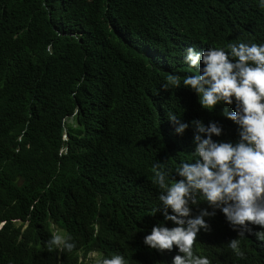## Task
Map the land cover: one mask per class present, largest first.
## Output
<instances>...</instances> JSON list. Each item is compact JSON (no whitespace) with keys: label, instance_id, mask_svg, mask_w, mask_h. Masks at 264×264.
<instances>
[{"label":"trees","instance_id":"trees-1","mask_svg":"<svg viewBox=\"0 0 264 264\" xmlns=\"http://www.w3.org/2000/svg\"><path fill=\"white\" fill-rule=\"evenodd\" d=\"M240 42L264 43V0H0V239L7 237L0 264H90L76 250L96 221L106 254L119 252L129 264L162 259L142 244L149 226L170 224L157 211L163 190L153 165L170 184L182 162L199 159L194 119L222 128L213 142L239 134L221 115L235 112V100L209 111L184 87L183 78L198 73L186 49L227 51ZM170 74L181 86L165 91ZM169 114L189 123L182 135ZM190 207L193 218L213 211L202 197ZM26 216L41 230L39 248L37 234L17 237L11 219ZM47 218L63 225L71 252L48 250ZM204 219L210 231L199 233L196 251L220 248L234 264H264V249L249 259L250 239L219 209ZM232 239L243 257L229 248Z\"/></svg>","mask_w":264,"mask_h":264},{"label":"clouds","instance_id":"clouds-1","mask_svg":"<svg viewBox=\"0 0 264 264\" xmlns=\"http://www.w3.org/2000/svg\"><path fill=\"white\" fill-rule=\"evenodd\" d=\"M185 62L193 69L198 68V73L185 76L183 85L199 96L204 109L211 111L221 101L233 105L235 100V112L224 108L221 115L239 126V134L236 138L223 137L213 142V135L219 137L222 133L216 121H209L207 126L201 119L191 121L199 159L195 163L182 162L176 169L179 179L172 178L170 184L166 182L169 177L163 166L153 165V183L163 190L159 195L163 207L157 211L162 209L163 219L170 224L160 220L149 226L143 233L142 244L162 256L153 264H234L231 255L220 248H212L206 254L194 248L199 233L210 231L204 217L214 216L219 209L239 237L246 235L250 239L249 259L264 249V43H230L227 51L210 47L197 52L194 47H188ZM167 80L163 90L167 91L169 85L180 88L179 75L170 74ZM168 120L176 134L182 135L190 126L174 114H169ZM61 151L63 154L67 149ZM201 197L213 211H200L193 218L190 205L198 206ZM11 221L19 228L18 238L26 230L37 234L35 245L39 248L42 234L38 225L27 216L14 217ZM5 222L0 219V230ZM46 222L52 233L47 241L48 250L71 252L76 245L68 242L70 236L65 238L63 225L50 218ZM97 232L96 221L91 238L81 243L77 254L86 255L90 264H129L123 254H106L104 247L99 248ZM6 241L7 237L0 239V251ZM239 245V239L228 244L237 256L243 257Z\"/></svg>","mask_w":264,"mask_h":264},{"label":"rangeland","instance_id":"rangeland-1","mask_svg":"<svg viewBox=\"0 0 264 264\" xmlns=\"http://www.w3.org/2000/svg\"><path fill=\"white\" fill-rule=\"evenodd\" d=\"M65 121L66 122H72V119L70 117H68V118H65Z\"/></svg>","mask_w":264,"mask_h":264}]
</instances>
